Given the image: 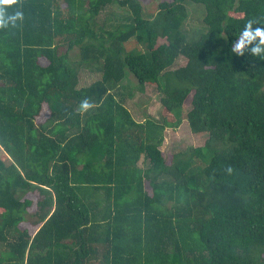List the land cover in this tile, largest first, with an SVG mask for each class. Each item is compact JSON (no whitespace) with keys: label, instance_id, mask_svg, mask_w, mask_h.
Wrapping results in <instances>:
<instances>
[{"label":"trees","instance_id":"1","mask_svg":"<svg viewBox=\"0 0 264 264\" xmlns=\"http://www.w3.org/2000/svg\"><path fill=\"white\" fill-rule=\"evenodd\" d=\"M152 1L7 6L0 264H264V56L231 51L264 0ZM188 100L207 137L167 159Z\"/></svg>","mask_w":264,"mask_h":264},{"label":"rangeland","instance_id":"2","mask_svg":"<svg viewBox=\"0 0 264 264\" xmlns=\"http://www.w3.org/2000/svg\"><path fill=\"white\" fill-rule=\"evenodd\" d=\"M139 1L143 5L153 3L152 0H139ZM199 8L200 7L191 8L192 18L199 19L201 17V12L198 13ZM194 26H200V25H196L193 23L192 27ZM77 55L78 54L76 50L71 52L72 58H76ZM41 62L46 63V60L42 59ZM128 80L129 79H126L124 83L128 82ZM145 91L147 93L145 94L146 96H151V97L153 96L152 99H154V101L152 100L149 102H145L147 97L143 95L141 96L140 102H144V104H146V105H143V107H145L146 113L150 115H154L152 117L161 118L162 116H166V118H168L169 120H172L173 118L170 112H167L166 110H164L161 104L159 103V98L162 95L161 92L158 91L153 85L148 86V88ZM129 107L132 110V113L136 118L143 119L142 117H144L145 115H141L137 113L134 110L133 105L130 104ZM189 109H190V104L188 100V101H185L184 105L182 106L181 123L179 124V126L175 128H170V127L165 128L164 140H163L162 145L160 146V149L164 151V153L167 156V159H169L171 157V154L174 153L175 151L177 152L180 150H184L189 145H192V146L203 145L207 137L206 133H193L190 131V128L187 123V118H186V114ZM139 163L140 164L142 163V158H140ZM22 225H26V224L22 223ZM28 227L30 228V229L28 228L29 231H31L34 228L31 225H29Z\"/></svg>","mask_w":264,"mask_h":264},{"label":"clouds","instance_id":"3","mask_svg":"<svg viewBox=\"0 0 264 264\" xmlns=\"http://www.w3.org/2000/svg\"><path fill=\"white\" fill-rule=\"evenodd\" d=\"M15 2L16 0H0V27H6L9 24L15 25L17 21L23 20V11L16 10L11 14L7 11V6ZM254 24L256 25L255 27L253 26ZM245 50H248L254 56H264V25L258 24L252 19L247 21L238 39L231 47V51L237 56L244 55ZM91 106L87 99L80 103L82 110H87Z\"/></svg>","mask_w":264,"mask_h":264}]
</instances>
